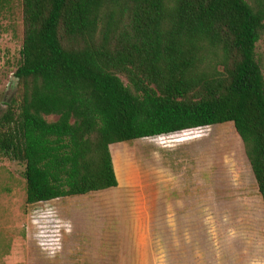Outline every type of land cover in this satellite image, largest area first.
<instances>
[{
  "label": "trees",
  "instance_id": "obj_1",
  "mask_svg": "<svg viewBox=\"0 0 264 264\" xmlns=\"http://www.w3.org/2000/svg\"><path fill=\"white\" fill-rule=\"evenodd\" d=\"M15 1L0 0V18ZM18 2L0 156L23 167L26 205L117 186L112 144L226 122L264 205V0Z\"/></svg>",
  "mask_w": 264,
  "mask_h": 264
},
{
  "label": "rangeland",
  "instance_id": "obj_2",
  "mask_svg": "<svg viewBox=\"0 0 264 264\" xmlns=\"http://www.w3.org/2000/svg\"><path fill=\"white\" fill-rule=\"evenodd\" d=\"M22 33L16 0L0 18V113ZM256 56L264 74V37ZM110 152L117 186L35 205L23 167L0 156V264H264V205L232 122Z\"/></svg>",
  "mask_w": 264,
  "mask_h": 264
},
{
  "label": "crops",
  "instance_id": "obj_3",
  "mask_svg": "<svg viewBox=\"0 0 264 264\" xmlns=\"http://www.w3.org/2000/svg\"><path fill=\"white\" fill-rule=\"evenodd\" d=\"M114 168H115V171H116V175H117V167H116V163L114 162ZM118 178V176H117ZM118 182H119V178H118ZM120 184H122V182H120Z\"/></svg>",
  "mask_w": 264,
  "mask_h": 264
},
{
  "label": "water",
  "instance_id": "obj_4",
  "mask_svg": "<svg viewBox=\"0 0 264 264\" xmlns=\"http://www.w3.org/2000/svg\"><path fill=\"white\" fill-rule=\"evenodd\" d=\"M115 170V169H114ZM118 181V180H117Z\"/></svg>",
  "mask_w": 264,
  "mask_h": 264
}]
</instances>
